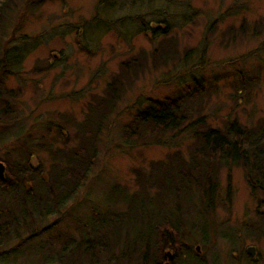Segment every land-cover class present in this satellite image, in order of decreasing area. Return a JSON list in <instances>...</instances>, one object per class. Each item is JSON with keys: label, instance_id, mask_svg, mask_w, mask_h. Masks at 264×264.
Here are the masks:
<instances>
[{"label": "rangeland", "instance_id": "1", "mask_svg": "<svg viewBox=\"0 0 264 264\" xmlns=\"http://www.w3.org/2000/svg\"><path fill=\"white\" fill-rule=\"evenodd\" d=\"M28 1L33 2L0 0V6L9 5L0 13V91L19 113L13 120L0 115V161L5 170L22 163L20 150H30V165L48 173L53 162L42 144L64 148L76 145L78 139L76 127L67 125L57 113L81 120L93 95L102 93L122 60L144 50L148 62L98 135L97 159L76 197L58 215L36 219L28 228L21 223L12 230L0 250L15 244L19 239L15 236L23 239L30 229H45L31 239V246L15 249L4 257L9 261L0 264H48L43 254L35 253L39 241L45 240L49 250L62 241L53 240L55 236L79 242L82 235L92 232L86 225L87 216L92 212L110 216L128 209L129 200L123 197L140 189L139 197L143 195L149 202L148 213L166 205L181 217L195 216L186 196L175 201L170 192H163L161 198L155 188H140L134 170L147 174L150 162L165 159L171 151L187 155L193 142L190 128L198 129L195 121L202 117V128L222 127L233 118L252 127L264 118V27L252 34L253 26L264 22V0H37L36 5ZM243 21L247 24L244 36L231 41L232 36L223 34ZM158 26L167 27L166 34L177 39L178 52L167 65L152 61L151 53L163 37L149 29ZM11 56H19L20 62L13 65ZM194 83L203 85L204 91L190 102L188 122L194 121L192 124L168 132L164 145L143 139L123 142L122 126L144 106L143 99L192 91ZM57 124L65 127L63 139ZM215 181L213 208H201L202 215L193 221L209 226L205 237L192 231L181 241L189 254L183 255L184 248L179 247L180 255L162 262L154 237L145 248L134 228L127 225L119 235L112 234V228L106 232L103 252L94 264H181L182 259H192L193 250L203 264H264V194L251 191L239 166H232L229 173L221 168ZM114 187L119 189L113 191ZM120 189L125 193L115 201ZM3 202L0 196V204ZM249 246H254L255 261L246 252ZM169 250L174 253L168 247L164 251Z\"/></svg>", "mask_w": 264, "mask_h": 264}, {"label": "trees", "instance_id": "2", "mask_svg": "<svg viewBox=\"0 0 264 264\" xmlns=\"http://www.w3.org/2000/svg\"><path fill=\"white\" fill-rule=\"evenodd\" d=\"M28 4L36 5L38 1L33 0L31 3L28 1ZM3 5L0 6V13L8 4ZM1 17L0 14V26L3 25ZM263 27L264 22H257L253 26L252 34H259ZM149 30H152L153 35L162 34L163 37L151 53L154 65H167L170 60L175 59L178 52L177 39L166 34L167 27L158 26ZM246 31L247 24L243 21L237 28L230 27L223 34L232 36L231 41H235L236 37L244 36ZM11 59L14 60L13 65H15L16 62H20L21 58L16 56L14 59L11 56ZM147 62V54L144 50L122 60L118 72L112 75L102 93L93 95L81 120L75 121L69 114L57 113L67 125L73 124L76 127L78 139L76 145L64 148L59 146L52 148L42 144V149H45L53 162L48 173L38 169L39 167L35 168L30 165L32 156L30 150L27 153L25 150H20L22 163L14 164L13 169L7 166L3 179L0 178V196L4 200L0 204V245L8 242L9 234L21 223L28 228L34 224L36 219L58 215L66 204L76 197L97 159L98 135L105 127L106 120L115 110L123 93L131 86L133 78L144 70ZM236 69L238 70L239 67ZM201 87L194 83L192 91H178L160 99L152 97L143 99L144 106L139 108L122 126L123 142L132 144L143 139L149 143L164 145L166 143L164 136L168 132L183 126L187 127L194 122H188L191 117L190 102L203 94L204 89ZM6 93L10 97L14 95L10 91ZM1 96L3 99L0 101H4L0 106V115L13 120L14 116L17 117L19 113L10 107L8 97L4 98V91H0ZM195 122L199 127L198 129L193 128L195 131L190 128L193 142L190 144L187 155L179 150L171 151L165 159L150 162L147 174L134 170L135 181L140 188H155L158 190L157 196L161 198L165 195L163 192H170V195L176 199L175 201H177L176 197L186 196L189 211L195 216L187 214V217H181L173 207H166V205L159 206L160 211L155 210L152 214L148 213L147 204L149 202L143 195L139 197L143 193L140 189L131 196L123 197L129 200L128 209L110 214V216L98 215L96 212H92L90 217L87 216L86 221L89 223L86 225L92 228V232L88 236L82 235L79 242L75 238L69 237L63 240L62 236H55L53 240H62L59 242L60 245L57 244L58 248L49 250L46 248L45 240L39 241L35 253L43 254L49 260L48 264H61L65 260L77 261L78 264H94L96 257L103 252L106 232L112 228V234L119 235L130 226L137 232V240L139 239L145 248L150 245L152 236L154 237L162 262L165 258V248H172L174 253L172 254L169 250L171 258L168 259L172 261L174 257L181 254L179 247L184 248L183 255L189 254L186 246L181 243L183 239H188L189 233L200 232L201 236L205 237L209 226L205 222L198 224L193 221L202 215L201 208L209 210L213 208L215 179L221 168H226L229 173L232 166L241 167L251 191L264 194V118L252 127L241 124L236 118L226 121L222 127L204 125L202 128L203 117ZM57 127L58 134L63 139L65 127L62 124H57ZM117 189L119 188L114 187L113 191ZM124 193L123 189H120V192L114 196L115 201ZM204 195L207 197L206 201ZM203 215L206 214L203 213ZM263 216L264 212H262ZM187 228L189 230H186ZM44 231L45 229L36 231L33 228L23 239L15 236L19 238L15 244L7 250H0V262H8L9 260L4 257L22 245L31 246L29 244L31 239L40 236ZM225 233L228 239L233 240L232 234ZM126 236L128 240V232ZM53 240L49 242V245L53 244ZM191 256L192 259H182L181 264L204 263L196 251L193 250ZM252 260L255 261L253 257Z\"/></svg>", "mask_w": 264, "mask_h": 264}, {"label": "water", "instance_id": "3", "mask_svg": "<svg viewBox=\"0 0 264 264\" xmlns=\"http://www.w3.org/2000/svg\"><path fill=\"white\" fill-rule=\"evenodd\" d=\"M4 164L2 162H0V178L3 179L4 177ZM246 252L247 254L251 255V256H254V246H249L247 249H246ZM164 257L165 258H171V253L170 252H165L164 253ZM256 258H254L255 260ZM164 264H168V262H165Z\"/></svg>", "mask_w": 264, "mask_h": 264}]
</instances>
